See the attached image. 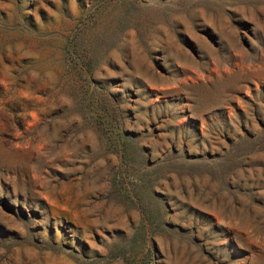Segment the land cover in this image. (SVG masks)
<instances>
[{
  "label": "rangeland",
  "instance_id": "374dc122",
  "mask_svg": "<svg viewBox=\"0 0 264 264\" xmlns=\"http://www.w3.org/2000/svg\"><path fill=\"white\" fill-rule=\"evenodd\" d=\"M0 264H264V0H0Z\"/></svg>",
  "mask_w": 264,
  "mask_h": 264
}]
</instances>
